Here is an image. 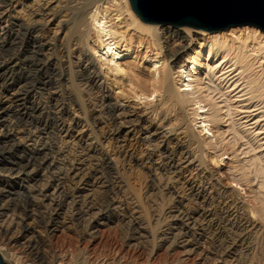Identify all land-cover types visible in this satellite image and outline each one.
I'll use <instances>...</instances> for the list:
<instances>
[{
  "label": "bare ground",
  "instance_id": "1",
  "mask_svg": "<svg viewBox=\"0 0 264 264\" xmlns=\"http://www.w3.org/2000/svg\"><path fill=\"white\" fill-rule=\"evenodd\" d=\"M126 83L145 112L105 97ZM224 156L245 194L261 190L247 209L237 185L217 179ZM145 164L147 183L135 170ZM169 181L179 182L167 191L176 200L148 210ZM140 217L155 223L136 221L127 247L150 239L198 255L205 242L212 264H264V34L147 24L128 0H0L1 258L90 264L83 251L44 249L37 221L92 242L100 227ZM111 262L101 259L121 263Z\"/></svg>",
  "mask_w": 264,
  "mask_h": 264
},
{
  "label": "rangeland",
  "instance_id": "2",
  "mask_svg": "<svg viewBox=\"0 0 264 264\" xmlns=\"http://www.w3.org/2000/svg\"><path fill=\"white\" fill-rule=\"evenodd\" d=\"M144 60L140 61V64H143ZM146 64H148L146 62ZM105 97H109L112 100L114 99H121L122 97H125V99L122 101L123 103L117 104V107L119 109L129 107L133 112L135 113H143L146 111V107L143 106L146 102H137L131 97V92L129 91V84H124L120 90H117L114 92V94L105 93ZM137 102V103H136ZM118 109V110H119ZM186 114V113H185ZM170 118V117H169ZM161 118L160 123L164 125L163 128L159 130V134H163L164 132H167L169 129L168 124H175L172 122V119L170 118ZM188 120V116H187ZM101 131H99L100 133ZM152 133V132H151ZM197 133V132H196ZM159 136H157L158 138ZM101 138V135H100ZM142 138L144 139L141 141V143L144 144V148L146 149H152V141L149 134L142 135ZM205 138L201 137V140L203 141ZM206 142L213 143L212 140L209 138ZM150 144V145H149ZM150 146V147H149ZM222 146L217 147L215 151H211L212 153H209L208 151L205 154V166L207 169H213L212 165H210V155L212 154H221L223 153ZM179 150H177L178 152ZM108 152L112 155V152H110V149H108ZM227 156L222 157L220 170L216 171L217 179L219 180L220 184L225 187L235 186L237 185L236 189L239 193V196L241 198L242 204L245 209H247L249 206H251L253 202L252 195L261 192V190H254L253 194H245L244 190H246V186L242 181H239V174L234 172L230 168V159L227 158ZM177 158V157H176ZM151 164H145L144 168H136L135 170L146 177V183L149 181V175L151 171ZM180 180V179H179ZM170 184L168 186H161L160 191L161 194L164 195L163 202L160 200H155L153 202L146 200L145 206L148 208V210H158L160 207L165 210L169 205H171L175 200L168 199V188L169 185L175 187L176 184H179L178 181H169ZM177 188V187H176ZM177 193L181 192V189H176ZM115 190H113L114 192ZM256 191V192H255ZM179 195H182L181 193ZM185 199V198H184ZM171 200V201H170ZM161 202V203H160ZM161 204V205H160ZM186 207H192L196 208V205L193 206L190 202H185ZM196 209H199V206H197ZM145 222L150 225H154L155 219L153 217L145 218L140 217L139 220H132L130 218L124 219L120 225H112L110 228L108 226H102L100 227V237H98L94 241H88L87 239L79 238L76 233L73 232V230L64 231L62 233H55V234H48L44 227L45 220L42 219L41 221H37V227L39 231L43 235V247L44 249H47L48 251L55 253L56 255H65L67 256L69 253H77L78 251H83L89 261L90 264H101V259L106 261L107 263H112L111 261H118L121 262L120 264H199L200 256L204 254L205 262L204 264H212L211 256L208 255V249L205 248V242L203 243V246L199 249V254H190V255H184L181 249L179 248H170L166 249L165 247L160 246V244H157L154 246L152 241L149 239L147 241V244L145 247H127L126 245V239L125 235L130 232V229L134 227L135 222ZM249 221L251 223L256 224V218H249ZM261 231H264V228H261ZM15 249H17L15 247ZM147 249H154L151 253L152 256H149V252ZM21 253L22 251H18ZM28 260V258L23 259Z\"/></svg>",
  "mask_w": 264,
  "mask_h": 264
},
{
  "label": "water",
  "instance_id": "3",
  "mask_svg": "<svg viewBox=\"0 0 264 264\" xmlns=\"http://www.w3.org/2000/svg\"><path fill=\"white\" fill-rule=\"evenodd\" d=\"M143 23L189 26L203 32L253 26L264 34V0H128ZM0 264H7L0 256Z\"/></svg>",
  "mask_w": 264,
  "mask_h": 264
}]
</instances>
